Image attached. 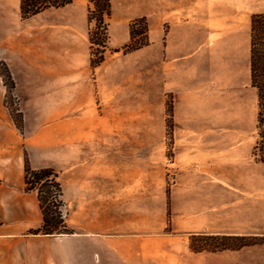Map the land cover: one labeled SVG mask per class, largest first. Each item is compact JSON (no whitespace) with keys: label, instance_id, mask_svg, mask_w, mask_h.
<instances>
[{"label":"rangeland","instance_id":"obj_1","mask_svg":"<svg viewBox=\"0 0 264 264\" xmlns=\"http://www.w3.org/2000/svg\"><path fill=\"white\" fill-rule=\"evenodd\" d=\"M172 1L179 2L111 0L110 50L106 61L92 68L88 0H73L65 7L50 9L31 18L21 16L20 0H0V53L9 54L18 72L32 75L31 79L23 81L24 95L18 97L14 91L6 92L5 104L16 127H21V130L17 128L23 137L27 141L32 138L31 146L51 162L47 167L57 173L63 188L62 211L67 226L70 216L71 227L68 229L72 233L73 210L76 220L80 218L88 229L99 230L100 222L97 209H92L95 217L91 218L83 215V208H68V169L87 170L90 175L79 176L76 185L90 191L98 190L100 181L114 184L116 169L133 171L138 184H142L146 170H153L155 235L158 239L155 246H162L161 238L166 234L187 239L189 243L190 234L186 236L173 231L169 219L167 225L164 221L160 228V210H166L172 188L190 184L196 176L210 178V168L216 165L217 159L226 165L227 148L233 145L226 140L208 143L210 140L202 141L200 137L230 136L237 143V139L247 136L249 144L254 146L256 143L255 93L250 80V29L252 15L264 12V0H252V6L243 9L242 15L211 16L169 14ZM141 17L147 19L151 44L125 53L122 47L130 39V24ZM177 24L186 26L181 32L185 42L190 35L196 40V48L185 57H192L194 61L183 70L184 77L194 75L196 80V110L180 114L181 119L196 123L195 127L188 128L176 126L179 119L175 116L176 98L166 84L169 76L164 66L165 39ZM208 29L211 33L207 39ZM224 35H230L232 40L227 45L217 46L224 41ZM232 57L239 59L236 66L226 64ZM233 75L241 77L240 88L231 84ZM23 101L25 108L20 104ZM184 136L198 138L196 142H185ZM71 139L75 142L74 162L67 160ZM142 204L140 202L139 207ZM40 227L30 229L26 234L30 237L45 235L51 240L47 249L52 255L45 263L74 264L66 252L70 233H32ZM93 234L88 236L91 264H98L99 233ZM112 260L108 258V262ZM35 264H43L40 257H36Z\"/></svg>","mask_w":264,"mask_h":264},{"label":"crops","instance_id":"obj_2","mask_svg":"<svg viewBox=\"0 0 264 264\" xmlns=\"http://www.w3.org/2000/svg\"><path fill=\"white\" fill-rule=\"evenodd\" d=\"M251 6L252 0H179L178 3L172 1L168 13L192 16L242 15L245 13L243 9ZM185 27L180 24L173 26L164 43V66L169 76L166 84L175 94V116L179 118L176 126L180 128L196 126L195 122L181 119L180 115L182 112L195 111L197 104L194 75H183L186 66L194 61L192 57H185L196 48V40L191 35L186 42L182 38L181 32ZM207 33L208 39L211 30L208 29ZM223 40L217 46L227 45L232 37L224 35ZM0 60H6L10 65L16 85L14 92L18 97L23 96V81L31 79V73L18 72L8 53H0ZM238 60L232 57L226 64L236 66ZM210 73L208 65V80ZM231 84L234 88H240L241 77L233 75ZM253 89V117L257 122L258 94L256 88ZM6 92L7 88L0 76V264H35L36 257L46 264L52 255L47 249L51 240L45 235L30 237L26 234L28 230L40 227L43 222L37 192L26 190V154L33 169L47 167L51 162L42 158L31 146L32 138L27 141L16 127L5 104ZM207 98L210 103V94ZM25 103L20 102L23 108ZM197 138L184 136L185 142H196ZM200 138L202 141L210 140L208 143L226 140L233 144L227 148L226 165L217 159L216 165L210 168V178L196 176L194 182L172 188L166 210H160V228H163L164 221L167 225L169 219L172 230L186 236L193 232H206L264 237V162L254 157V146L247 142V136L237 139V143L230 136ZM71 140L72 146L67 147V160L74 162L75 142ZM68 172V208H83V215L91 218L95 217L92 209H97L100 222L99 230L88 229L80 218L76 220L73 210L74 232L67 235L66 252L74 264H91L88 236L93 233H99V252L96 253L99 256L98 264H264V242L235 250L194 252L187 239L166 234L161 238L162 246L156 247V184L153 170H146L142 184H138L133 171L116 169L114 184H102L100 181L98 190L91 191L85 186L76 185L79 176L90 175L87 170L70 168ZM140 202L144 203L141 207ZM69 217L67 222L71 227ZM88 222L92 223L91 220ZM108 258H113L112 262H108Z\"/></svg>","mask_w":264,"mask_h":264},{"label":"trees","instance_id":"obj_3","mask_svg":"<svg viewBox=\"0 0 264 264\" xmlns=\"http://www.w3.org/2000/svg\"><path fill=\"white\" fill-rule=\"evenodd\" d=\"M89 40L91 44L90 64L92 68L101 66L107 58L109 48V22L112 14L111 0H88ZM73 0H20V13L23 18H31L44 11L57 9L71 4ZM130 39L123 45L125 53H131L151 44L149 25L145 17L134 19L129 28ZM114 51H119L114 50ZM3 68V70L1 69ZM0 76L8 93H13L15 81L11 70L4 60H0ZM250 78L251 86L258 94L257 140L253 154L258 161L264 162V12L253 14L250 29ZM22 117V115H21ZM173 119V118H172ZM173 128V120L169 125ZM21 130V127L17 125ZM58 175L51 167L33 169L29 158L25 159V183L27 191H36L43 223L33 234L72 233L64 217L63 188ZM190 249L194 252H218L235 250L244 246L264 242V237L234 234H212L193 232L189 235ZM224 241V242H222ZM238 241V243H231Z\"/></svg>","mask_w":264,"mask_h":264}]
</instances>
